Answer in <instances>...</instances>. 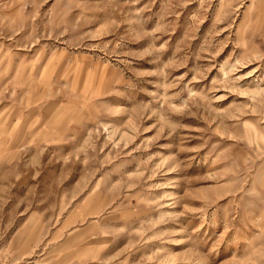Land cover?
Segmentation results:
<instances>
[{"label": "rangeland", "instance_id": "obj_1", "mask_svg": "<svg viewBox=\"0 0 264 264\" xmlns=\"http://www.w3.org/2000/svg\"><path fill=\"white\" fill-rule=\"evenodd\" d=\"M0 264H264V0H0Z\"/></svg>", "mask_w": 264, "mask_h": 264}]
</instances>
